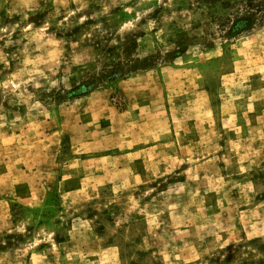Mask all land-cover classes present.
<instances>
[{
    "label": "rangeland",
    "instance_id": "1",
    "mask_svg": "<svg viewBox=\"0 0 264 264\" xmlns=\"http://www.w3.org/2000/svg\"><path fill=\"white\" fill-rule=\"evenodd\" d=\"M230 4L0 0V264H264V23Z\"/></svg>",
    "mask_w": 264,
    "mask_h": 264
},
{
    "label": "trees",
    "instance_id": "2",
    "mask_svg": "<svg viewBox=\"0 0 264 264\" xmlns=\"http://www.w3.org/2000/svg\"><path fill=\"white\" fill-rule=\"evenodd\" d=\"M229 1L227 0V6H229ZM236 5L235 13L228 19V26L226 34L229 36H237L242 34L244 31H247L253 25H258L264 23V0H233L230 6ZM243 11V12H242ZM182 52V50H179ZM155 61L154 54H148L142 57L137 65L134 64L129 72L140 70H147L153 67ZM128 73V72H127ZM124 73L117 74L122 76ZM115 73L110 71L106 75V81H111L115 77ZM84 92H74L71 94V97H78L83 95Z\"/></svg>",
    "mask_w": 264,
    "mask_h": 264
}]
</instances>
